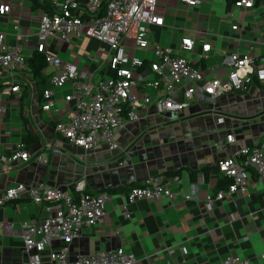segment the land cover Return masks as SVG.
<instances>
[{
	"label": "crops",
	"instance_id": "obj_1",
	"mask_svg": "<svg viewBox=\"0 0 264 264\" xmlns=\"http://www.w3.org/2000/svg\"><path fill=\"white\" fill-rule=\"evenodd\" d=\"M38 1L53 14L68 1L80 11L87 2ZM234 1L200 0V5L188 7L179 0H156L163 26L151 27L152 44L177 49L182 39H191L192 52L181 56L198 70L220 68L231 53L250 54L258 65H264V0L251 9L235 8ZM0 2L10 5V13L0 17V31L7 35V44L21 49L27 59L34 52L39 16L46 11L35 0ZM15 23L20 27L16 36ZM232 25L238 29L233 31ZM26 35L29 41H25ZM74 43L52 46L51 53L64 63L76 64L79 75L86 76L90 70L87 59L99 43L89 39ZM204 44L211 48L206 55L201 49ZM83 59L88 64L80 71ZM53 73L47 66L42 71L48 79L46 88ZM225 73L224 68L218 71L221 77ZM0 79L4 77L0 75ZM19 79L21 93L2 99L6 115L0 127V147L8 153L23 142L43 162L17 165L8 173L0 169V197L19 183H44L73 193L74 183L81 179L86 182V192L111 197L100 223L85 228L69 246L71 257L122 247L140 264H219L229 257L256 261L264 253V179L259 181L250 172L246 193L227 196L214 203L211 211L205 209L206 195H216L226 187H219L225 177L218 173L216 163L240 147L264 144V84L254 80L246 92H224L209 101H194L178 114H158L151 109L116 133V151L105 144L84 151L57 135L54 126L59 120L41 111L40 92L31 73L27 71ZM3 84L0 81V88ZM229 134L236 142L224 150L217 148ZM123 159L127 164L119 167ZM172 176L179 177L172 203L161 199L126 204L129 190L141 186L146 178ZM124 206L130 218L123 216ZM44 216L42 207L26 196L0 207V264L27 262L21 225Z\"/></svg>",
	"mask_w": 264,
	"mask_h": 264
},
{
	"label": "built area",
	"instance_id": "obj_2",
	"mask_svg": "<svg viewBox=\"0 0 264 264\" xmlns=\"http://www.w3.org/2000/svg\"><path fill=\"white\" fill-rule=\"evenodd\" d=\"M179 1L188 7L200 5V0ZM254 3L255 0H235L234 7L251 9ZM156 7V0H87L80 11L68 1L58 12L39 16L38 29L33 35L34 52L41 54L46 66L54 70L49 87L39 96V105L41 111L51 116L59 114L61 119L54 129L67 143L84 151L102 144L116 151V133L127 124L141 120L151 109L158 114H178L194 101H209L224 92H246L254 80L264 84V65H258L250 54L231 53L220 68L198 70L181 56L192 52L191 39H182L177 49L152 44L151 27L163 26ZM102 8L103 14H100ZM8 13L10 5L0 2V17ZM19 28L15 23V36ZM231 29L236 31L238 26L232 25ZM6 36L0 31V75L4 77L0 88V127L6 115L2 99L21 93L19 76L28 70L22 50L9 46ZM25 37V41H29L28 36ZM83 39L99 43L96 52L87 59L90 70L86 76L79 75L76 64L64 63L51 53L52 46L70 45ZM128 42H132L133 47ZM201 49L206 55L211 48L204 44ZM136 50L150 52L152 56L136 59ZM130 51H133L132 58L127 55ZM223 68L226 73L221 77L218 71ZM67 82L70 90L61 101L63 109H55L54 105L59 103L55 100L56 90ZM235 142L229 134L216 146L224 150L226 145ZM31 161L42 163L43 159L31 155L23 142L16 143L8 153L0 147V169L4 172ZM125 164L127 161L123 159L118 166ZM216 169L231 182L216 195H206L207 211L227 196L246 193L251 183L250 172L259 181L264 179V144L240 147L233 155L218 161ZM178 182V176L148 177L141 186L129 190L126 204L161 199L172 203L173 187ZM73 193L44 183L29 186L19 183L3 192L0 207L26 196L35 206L42 207L45 214L41 220L32 218L21 225L23 250L27 256L23 264H140L133 253L122 247L89 255H69V246L82 236L85 228L100 223L111 201L107 193L86 192L84 179L74 183ZM185 199L190 197L185 196ZM122 214L130 218L126 206ZM219 264H264V253L256 261L229 257Z\"/></svg>",
	"mask_w": 264,
	"mask_h": 264
},
{
	"label": "trees",
	"instance_id": "obj_3",
	"mask_svg": "<svg viewBox=\"0 0 264 264\" xmlns=\"http://www.w3.org/2000/svg\"><path fill=\"white\" fill-rule=\"evenodd\" d=\"M259 1L260 0H255L256 3ZM35 3L38 4L39 7H43L47 14H53L49 11L48 6L46 4L41 5L38 0H35ZM100 14H103V8ZM26 63L28 67L27 71L31 73L32 77L36 80L40 92L39 94H41L42 91L46 88V85L48 84V79L44 78V76L42 75V71L46 68L44 57L37 52H33L31 56L27 57ZM230 182V179L222 178L219 187H224L225 185L230 184Z\"/></svg>",
	"mask_w": 264,
	"mask_h": 264
},
{
	"label": "rangeland",
	"instance_id": "obj_4",
	"mask_svg": "<svg viewBox=\"0 0 264 264\" xmlns=\"http://www.w3.org/2000/svg\"><path fill=\"white\" fill-rule=\"evenodd\" d=\"M74 42H75V41H73V42L71 43V45H74V44H75ZM80 42H81V40H80V41H77L76 44H79ZM128 45H132L131 47H133L132 42H128ZM127 55H128L130 58H132V56H133V51L128 52ZM144 56L151 57L152 54H151L150 52L145 53V52L140 51V50H136L135 53H134V57H135L136 59H139V60H143V59H144ZM87 64H88L87 61H86L85 59H83V60L81 61V63H80L79 70L81 71V69L84 68L85 66H87ZM0 81H3V79H0ZM69 90H70V83L67 82V83L63 86V88H61V89H57V90H56L57 93H56V96H55V100H56V101H59L60 99H63L64 95H65L66 93H68ZM4 97H5V96H4ZM4 97H3V98H4ZM62 104H63L62 102L56 103V104L54 105V106H55V109H58V110L63 109V105H62ZM52 116H53L54 119H58V120H59V114H58V113H53Z\"/></svg>",
	"mask_w": 264,
	"mask_h": 264
}]
</instances>
